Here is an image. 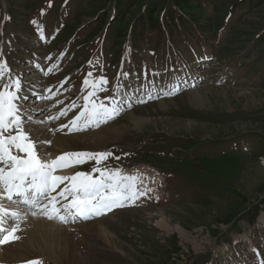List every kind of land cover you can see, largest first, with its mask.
<instances>
[{"label":"rangeland","instance_id":"374dc122","mask_svg":"<svg viewBox=\"0 0 264 264\" xmlns=\"http://www.w3.org/2000/svg\"><path fill=\"white\" fill-rule=\"evenodd\" d=\"M215 2L207 15L195 0L179 7L171 0H0V41H8L0 88L20 81L25 95L18 104L31 113L21 119L32 138L39 117L63 110V120L52 123L56 129L70 123L89 91L97 102L114 97L125 109L95 129L125 121L133 110L150 116L97 147L72 141L66 151L55 147L58 155L111 152L100 166L140 176L146 194L105 215L70 220L72 239L64 232L47 237L58 254L22 249L27 257L18 259L12 250L5 264H264V0ZM171 7L184 13L179 23L164 18ZM46 10L47 20L29 22ZM129 55L133 62L122 64ZM99 77L108 81L104 91L84 88L85 78ZM173 88L176 94L165 95ZM205 89L204 105L181 99ZM168 119L201 125L168 131ZM93 166H75L73 173ZM96 222L106 232L90 230Z\"/></svg>","mask_w":264,"mask_h":264},{"label":"snow or ice","instance_id":"6c2138e0","mask_svg":"<svg viewBox=\"0 0 264 264\" xmlns=\"http://www.w3.org/2000/svg\"><path fill=\"white\" fill-rule=\"evenodd\" d=\"M5 71L7 65L0 62V75ZM91 75L88 73L89 77ZM107 83L104 77L93 80L85 78L83 86L102 92L105 90L102 86ZM20 87V81L14 80L11 85L6 84L0 88V201L7 200L13 205L27 206L34 218L41 216L67 224L70 220L76 222L105 215L116 208L134 203L146 194L138 187L140 176L123 173L118 168L100 166L112 157L111 152H66L54 159L44 160L38 153L39 141L31 137L20 116ZM177 91L173 88L165 95H174ZM95 95L94 91L87 92L83 96L84 104L75 118L57 131L63 128L82 131L86 127H99L117 118L125 110L114 97H105L104 100L108 101L105 103L104 100L97 102L92 99ZM131 106L129 103L128 107ZM66 114L62 110L56 117L49 119H59ZM88 162H94L90 171H77L71 175L57 174L60 170ZM26 219L27 214L0 204V245L18 240L21 222ZM24 264H42V261L34 259Z\"/></svg>","mask_w":264,"mask_h":264},{"label":"bare ground","instance_id":"6f19581e","mask_svg":"<svg viewBox=\"0 0 264 264\" xmlns=\"http://www.w3.org/2000/svg\"><path fill=\"white\" fill-rule=\"evenodd\" d=\"M7 42L8 41L5 39L0 41V56L3 54V52L5 53L6 47L8 45ZM33 91H35L36 94H39L41 92V88L37 87ZM208 92H209L208 89H205L201 92L194 90V91L188 92L187 94H185V96H182L183 98L181 99L182 101H184L185 103L189 105H197V104L204 105L207 100L208 101L210 100L208 96ZM20 94L22 95L24 94L21 89L18 95ZM28 95L29 94L25 96L27 97V99L36 98L32 96L33 94L32 95L30 94L29 97ZM212 95L219 96L218 93H212L211 96ZM168 101H173V100H168ZM157 104L162 109H165L168 107L167 100H160L157 102ZM21 109L22 110L20 112V116L22 114L27 115V116H29L28 114H31V113H28L29 111L27 112L25 111L26 113H23L25 109L24 110L23 108ZM49 117H56V114L55 115L47 114L41 118L39 117L38 123L31 125L33 136L35 137L37 141H39V143L37 144L38 153L44 160L54 159L56 156H58V154H55L56 151L57 152L59 151L57 148H59L62 151L63 150L66 151V149L68 150L69 149L68 146L70 145L69 141H72L74 144H77L80 146H88L92 144L97 147L106 141H110L109 139H115L122 133L130 131L134 127L135 128L139 127L143 121L150 120L149 115L138 113L136 112V110H133L124 116L125 121L123 120L122 122L118 124L117 123L113 125L110 124L100 129H95L96 126L87 127L89 129V132L82 133L80 131H70L69 128H63L62 130L57 131L56 129L57 126H55L52 123L56 121L57 119H49ZM59 120H63V119L60 118ZM169 122H171V120H169ZM62 123L64 122L61 121V124ZM69 124L70 123H65L64 125H69ZM200 125L201 124L195 121L175 120L168 124L170 128L168 129V131L173 130L174 132L175 131L191 132L192 130H194L196 127H199ZM59 127L61 128L60 125ZM73 132H75L76 134ZM45 141H50V143H46ZM51 143L53 144V146H51ZM48 145H50L49 148H47ZM262 165L264 166V159L262 160ZM74 169L75 167L63 169V170L58 171L57 174L69 175L70 173H73ZM0 204H3L6 207H10L11 210L19 211L21 214H27L26 221L21 222V230L17 233L18 236H20L21 234L24 236L25 234L23 240L21 241L20 239L19 242L11 244L9 246H4V247L0 246V264H5V263L10 262V260L14 256L11 252L12 250L16 251L15 256L18 259L23 258L21 257L23 253H20V250L22 249H28V251L29 249H32V251H35V252L40 251L41 253L45 254V256L47 257H50L48 253L58 254V248L53 246L47 238V237H51L53 235V232H57V233L64 232L65 238H68L69 240L73 238L72 234H69L68 224H65V227H64V225L61 226L62 224H57L56 221L54 220H48L41 216H37L34 218L30 215L31 210L28 209L27 206H24V205H13L11 202L7 200L0 201ZM98 223L96 222V224L89 225L90 230L96 229L100 232H106L104 227L103 226L100 227ZM156 223L157 225H160L161 223H165V221L163 219H158ZM67 249H69V243L65 241V246H64L65 253H68ZM23 256H26V255H23ZM74 261L75 260H73V262ZM14 263H15V260H14Z\"/></svg>","mask_w":264,"mask_h":264},{"label":"trees","instance_id":"16d2710c","mask_svg":"<svg viewBox=\"0 0 264 264\" xmlns=\"http://www.w3.org/2000/svg\"><path fill=\"white\" fill-rule=\"evenodd\" d=\"M171 1H172V6L179 7L180 2L182 0H171ZM195 1L198 4L200 10H202L207 15L209 14V10L210 11L213 10V8L215 6V3H216L215 2L216 0H195ZM165 14H167V16L165 17V15H164V18H166V20H168L171 24L179 23V21L175 20V18L181 19V18L184 17V15H183L184 13H180V12L174 11L173 7H171L170 12H167V10H166ZM48 15H49V12H47V10H46V11H44L42 13L31 14L29 16L28 20H29V22L31 20H33V22H35V20H36L35 18L42 19V20H47ZM152 21H156L154 23V24H156L158 20H152ZM146 22H148L147 19H146ZM139 23H142V19L140 20ZM145 24L154 25V24H151L150 21H149V23H145ZM182 25H183V27H185L183 23H182ZM148 55H149V53H148ZM262 154H264V152H262Z\"/></svg>","mask_w":264,"mask_h":264}]
</instances>
